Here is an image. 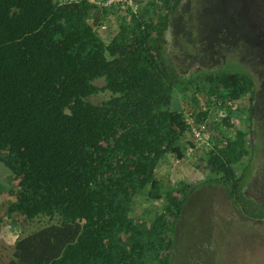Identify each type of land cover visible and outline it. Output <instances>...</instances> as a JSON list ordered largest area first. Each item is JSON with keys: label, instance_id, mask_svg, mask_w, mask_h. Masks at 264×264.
Masks as SVG:
<instances>
[{"label": "trees", "instance_id": "trees-1", "mask_svg": "<svg viewBox=\"0 0 264 264\" xmlns=\"http://www.w3.org/2000/svg\"><path fill=\"white\" fill-rule=\"evenodd\" d=\"M141 1L136 12L122 13L93 0H0V163L20 179L11 207L23 212L21 222H50L18 239L7 264H170L176 226L203 184L224 193L250 232L237 248L241 259L228 262L253 264L250 255L264 251V167L251 172L255 109L234 107L246 96L255 100L254 78L224 71L178 84L157 50L181 0ZM98 12L101 23L107 13L120 14L108 42L97 31L104 24H91ZM191 86L207 94L209 108L226 112V130L234 119L241 127L209 136L198 184L167 188L157 177L160 161L184 160L187 145L195 148L175 96ZM100 92L110 97L88 101ZM209 111H199L195 124ZM141 195L164 203L149 223L130 214ZM208 224L196 239L204 250L196 264L221 258L215 222Z\"/></svg>", "mask_w": 264, "mask_h": 264}, {"label": "rangeland", "instance_id": "rangeland-1", "mask_svg": "<svg viewBox=\"0 0 264 264\" xmlns=\"http://www.w3.org/2000/svg\"><path fill=\"white\" fill-rule=\"evenodd\" d=\"M56 1L63 4L74 0ZM148 1L142 0L141 4L144 6ZM178 6L170 18L157 50L159 59L163 60L162 63L168 69L173 68L179 75L178 84L200 82L204 74H221L224 71L245 70L254 78L257 91L255 100L246 96L234 103V107L244 110L251 103L255 109L252 126L249 123L252 141L257 147L255 161L251 167L253 173L256 169L264 167V0H181ZM119 16L120 14L111 12L103 18L102 24L107 26V30L103 32V39L107 42L118 31ZM96 84L101 87L105 83L99 80ZM191 87L188 93L175 91V96L181 102L183 111L190 121L195 119L199 111L209 109L211 116L205 122L209 136L222 134L228 137L241 127L234 119L231 122L235 126L226 130L220 123L226 112L214 106L209 108L207 94L197 93L195 88ZM193 96L197 98L196 105ZM109 97V93L100 92L88 101L100 103ZM189 138L192 139L191 135ZM199 146L184 160L177 162L174 156L170 157L165 168L157 172V177L163 180L167 188L178 184H198L204 173V162L201 158L205 149L209 148L204 144ZM198 164L201 165L200 168L197 167ZM238 169L240 171V167ZM213 188L203 184L198 189V194L191 196L184 216H181L176 226L174 238L176 241L170 264H196V255L200 259L204 253L203 248L198 247L196 239L199 240L208 234V223L213 222L216 226L213 235L217 237L219 245L217 252L221 257L218 264H230L228 258L241 259L237 248L250 232L245 222L231 213V204L224 193L214 191ZM254 189L256 192L259 190L257 186H254ZM163 206V202H154L141 195L134 200L130 214L140 221L149 223ZM48 223H50L48 217L42 216L27 224V230L24 232L20 227L13 229L22 238L40 230ZM13 251V246L6 248L4 252L6 257H0V264H7ZM251 259L254 261L253 264L259 261L261 263V259L264 260V251L250 255L248 261Z\"/></svg>", "mask_w": 264, "mask_h": 264}, {"label": "crops", "instance_id": "crops-1", "mask_svg": "<svg viewBox=\"0 0 264 264\" xmlns=\"http://www.w3.org/2000/svg\"><path fill=\"white\" fill-rule=\"evenodd\" d=\"M101 12L96 13L92 19L93 26L98 25L101 20ZM102 24V23H101ZM105 25V24H104ZM103 32L101 36L103 38ZM172 155H167L158 165L157 172L165 168L167 160ZM177 160V159H176ZM179 160H177L178 162ZM20 179L13 177L12 174L0 163V257H6L4 252L6 248L14 246L15 242L21 236L15 232V228L20 227L22 231L27 230V224L30 222H21L23 212L12 210V204L16 202L17 195L20 192ZM14 228V229H13ZM29 230V229H28Z\"/></svg>", "mask_w": 264, "mask_h": 264}, {"label": "built area", "instance_id": "built-area-1", "mask_svg": "<svg viewBox=\"0 0 264 264\" xmlns=\"http://www.w3.org/2000/svg\"><path fill=\"white\" fill-rule=\"evenodd\" d=\"M139 0H93L94 3L101 6L102 8H117L122 13L127 12L128 9H133L135 12L137 11ZM107 30L106 25L99 26L97 31L101 34V32H104ZM218 109V107H216ZM221 111V108H219ZM210 113V111H209ZM211 116V113L209 114ZM209 118V117H208ZM207 121V120H206ZM203 121L201 124L196 125L195 121H190L188 119L189 124L191 125V130L193 133L192 140L195 143V148H193L191 145H187L188 149L186 152V157L192 155V153L200 147L199 145L204 144L207 147H211L210 141H209V135L206 130V124Z\"/></svg>", "mask_w": 264, "mask_h": 264}, {"label": "water", "instance_id": "water-1", "mask_svg": "<svg viewBox=\"0 0 264 264\" xmlns=\"http://www.w3.org/2000/svg\"><path fill=\"white\" fill-rule=\"evenodd\" d=\"M249 128H250V124H249Z\"/></svg>", "mask_w": 264, "mask_h": 264}]
</instances>
